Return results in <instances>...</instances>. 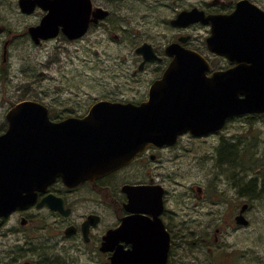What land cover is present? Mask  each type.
<instances>
[{"label":"rangeland","instance_id":"rangeland-1","mask_svg":"<svg viewBox=\"0 0 264 264\" xmlns=\"http://www.w3.org/2000/svg\"><path fill=\"white\" fill-rule=\"evenodd\" d=\"M17 1L0 0V130L6 111L21 100L43 103L55 120L80 117L98 100H145L169 61L165 46L180 34L191 35L188 47L214 65L228 64L207 51L208 25L177 32L169 22L193 7L230 12L237 0H92L108 10L104 20L78 39L59 34L40 44L32 42L27 28L43 12L21 13ZM250 1L264 9V0ZM143 42L162 61L140 70L135 48ZM167 158L162 172L168 207L184 236L174 241L168 264H264V114L232 117L219 131L200 137L185 133ZM243 203L248 225L234 228ZM20 220L16 214L0 219V264H95L74 254L72 240L47 236L56 233L50 219L24 225ZM216 227H222L217 242Z\"/></svg>","mask_w":264,"mask_h":264},{"label":"water","instance_id":"water-1","mask_svg":"<svg viewBox=\"0 0 264 264\" xmlns=\"http://www.w3.org/2000/svg\"><path fill=\"white\" fill-rule=\"evenodd\" d=\"M17 3L24 14L36 8L46 11L37 24L27 28L35 44L59 33L69 40L78 39L109 14L93 6L92 0ZM169 23L173 27L208 25L207 51L237 64L208 75L209 60L182 45L188 36L179 37L165 46L170 59L160 77L151 82L147 98L139 103L98 100L84 115L60 120H52L41 102L14 104L5 115L7 129L0 134V217L33 203L59 209L62 201L52 194L37 201L38 192L57 178L66 187H76L128 164L150 144L173 145L185 133L200 137L216 132L231 117L264 114V9L250 0H237L230 12L206 13L193 7L179 11ZM135 52L142 57L139 69L145 62L161 61L148 42L138 45ZM144 188L124 186L131 205L146 204ZM160 195L158 189L159 209ZM247 206L240 207L237 224L247 223L243 214ZM155 221L146 225L137 219L126 220L111 231L105 237L110 241L101 248L114 250L110 264H165L169 238L159 219ZM146 227L152 234L139 237L137 231ZM126 228L132 231V238L127 239L132 245L124 251L116 241Z\"/></svg>","mask_w":264,"mask_h":264},{"label":"flooded vegetation","instance_id":"flooded-vegetation-1","mask_svg":"<svg viewBox=\"0 0 264 264\" xmlns=\"http://www.w3.org/2000/svg\"><path fill=\"white\" fill-rule=\"evenodd\" d=\"M39 9L43 12V15L46 13V11L42 10L41 8ZM195 24L199 23L190 24L186 27L174 28L177 30V32H184L182 30L188 29L190 28V26H193ZM185 36H188V38L184 43H182V45L188 47L189 40H191V35L189 34H180L171 42H175L179 37ZM47 40L49 39L42 41ZM4 45L2 53L5 59L6 47L4 49ZM154 51L156 52L155 49ZM157 55L159 54L157 53ZM209 62L210 70L207 72L208 75H210L215 70L225 69L237 64L236 62H227L228 64L223 67L220 65H214V62L210 60ZM145 63L142 65V68ZM145 98H147V96ZM246 115L257 114L252 113ZM5 123L6 124H4L3 126L4 129L0 130V134L4 133L7 129V120H5ZM175 144L162 146L150 144L146 146L128 164L98 179L84 181L76 187H66L63 185L61 179L57 178L55 182L49 185V187L44 192H38L37 201H39L43 196L47 194H52L55 197H59L62 201V205L59 209H53L48 206L37 207L36 203H33L22 208H16L9 214L0 217V219H4L10 217L13 214H16L20 216L22 225H24L23 223L34 221L47 223L48 219H50L51 225L56 227L54 228L56 229V233L55 235H51L50 233L48 235L47 232V236L57 237L59 235L58 239L60 240V242L72 240L70 245L73 244L71 245V247L72 250L75 251L74 254H77V256H83L87 260L90 259V261L94 262L95 264H110V256L112 255L114 250L103 251L101 248L104 246L103 244H105V241H110L109 237H105L111 231L120 228L123 222H125L126 220L129 221L132 219H137L143 221L147 225V222L154 223L155 219H159V221L163 224V229L167 233L169 238V249L167 252V259L165 263L168 264L170 256L172 254L174 241L176 239L179 240L184 237L181 236V231L176 227L173 221L174 214L168 207V192L165 188L167 177L162 172L169 159L167 158V154L168 152L170 153V150L173 149ZM124 186L145 187L144 189L146 190V196L144 197V200L146 204H144L143 206L131 205L129 203L130 197L128 196V193L123 189ZM158 187H161V189ZM158 189L161 190L160 209L157 204ZM197 190L199 191L200 188H197ZM33 209H36L35 212L30 213L32 214V216H29L28 212L32 211ZM238 212L233 217V227L238 228V226H247L248 221L245 225L237 224L235 222V217L238 215ZM221 231L222 227H216L214 229L213 239L215 242L218 241V235L221 234ZM137 234L139 237H142V235L149 236L152 234V231L149 227H146V229L144 230L140 229L139 231H137ZM119 235L121 237L117 239L116 244L120 245L124 251L131 249L132 244L127 239L132 238V231L129 228H126L124 230V233L121 232V234ZM66 261L68 260L66 259ZM23 263L31 264L28 261H25Z\"/></svg>","mask_w":264,"mask_h":264},{"label":"trees","instance_id":"trees-1","mask_svg":"<svg viewBox=\"0 0 264 264\" xmlns=\"http://www.w3.org/2000/svg\"><path fill=\"white\" fill-rule=\"evenodd\" d=\"M54 119V118H53Z\"/></svg>","mask_w":264,"mask_h":264}]
</instances>
